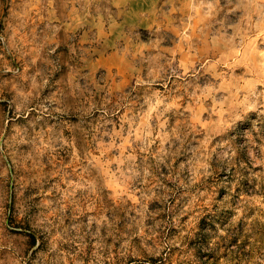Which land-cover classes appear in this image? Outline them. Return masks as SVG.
Returning <instances> with one entry per match:
<instances>
[{
    "label": "rangeland",
    "instance_id": "obj_1",
    "mask_svg": "<svg viewBox=\"0 0 264 264\" xmlns=\"http://www.w3.org/2000/svg\"><path fill=\"white\" fill-rule=\"evenodd\" d=\"M0 264H264V0H0Z\"/></svg>",
    "mask_w": 264,
    "mask_h": 264
}]
</instances>
